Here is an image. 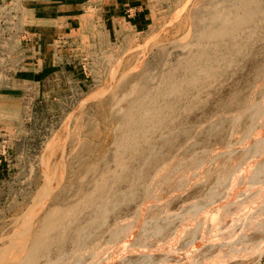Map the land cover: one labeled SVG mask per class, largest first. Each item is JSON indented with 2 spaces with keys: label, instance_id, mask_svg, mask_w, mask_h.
Segmentation results:
<instances>
[{
  "label": "rangeland",
  "instance_id": "1",
  "mask_svg": "<svg viewBox=\"0 0 264 264\" xmlns=\"http://www.w3.org/2000/svg\"><path fill=\"white\" fill-rule=\"evenodd\" d=\"M263 136L264 0H0V264H264Z\"/></svg>",
  "mask_w": 264,
  "mask_h": 264
},
{
  "label": "bare ground",
  "instance_id": "2",
  "mask_svg": "<svg viewBox=\"0 0 264 264\" xmlns=\"http://www.w3.org/2000/svg\"><path fill=\"white\" fill-rule=\"evenodd\" d=\"M207 30H208V29H207ZM226 31H227V30H226ZM200 32H201V31H200ZM221 32H222V31H221ZM221 32H219V33H221ZM213 33H214V32H213ZM230 33H231V32H230ZM204 34H205V33H204ZM208 34H209V33H208ZM215 34H216V33H215ZM217 34H218V33H217ZM217 34H216V35H217ZM223 34H225V31H224ZM219 35H220V34H219ZM207 36H208V35H207ZM212 36H213V35H212ZM228 36H229V35H228ZM200 37H201V36H200ZM203 37H204V36H203ZM216 37H217V36H216ZM201 38H202V37H201ZM205 40H206V39H205ZM197 41H198V40H197ZM233 41H234V40H233ZM209 44H210V43H209ZM207 46H208V45H207ZM199 74H200V73H199ZM241 76H242V75H241ZM194 80H195V79H194ZM242 81H243V80H242ZM200 82H201V81H200ZM191 83H192V81H191ZM245 84H246V83H245ZM246 88H247V86H246ZM179 93H180V92H179ZM205 94H206V93H205ZM222 94H223V93H222ZM238 94H239V93H238ZM230 99H231V98H230ZM205 105H206V104H205ZM214 119H215V118H214ZM259 132H260V131H259ZM254 134H255V133H254ZM260 134H261V133H260ZM261 135H262V134H261ZM252 136H253V134H252ZM255 136H256V134H255ZM261 137H262V136H261ZM263 137H264V136H263ZM248 138H249V137H248ZM253 138H254V137H253ZM249 139H250V138H249ZM251 140H252V139H251ZM256 140H257V139H256ZM132 141H133V140H132ZM242 141H243V140H242ZM237 142H238V141H237ZM258 142H259V141H258ZM239 143H240V142H239ZM241 143H242V142H241ZM235 144H236V143H235ZM250 144H251V143H249V145H250ZM236 147H237V146H236ZM239 147H240V146H239ZM216 150H217V149H216ZM252 150H253V149H252ZM252 150H251V151H252ZM204 151H205V150H204ZM228 151H229V150H228ZM226 152H227V150H226ZM235 152H236V151H235ZM263 153H264V152H263ZM122 154H123V153H122ZM259 154H260V153H259ZM150 155H151V154H150ZM230 156H231V155H230ZM252 156H253V155H252ZM115 157H116V156H115ZM217 157H219V156H217ZM242 159H243V158H242ZM250 159H251V158H250ZM254 159H256V158H254ZM212 160H213V159H212ZM262 160L264 161V159H262ZM154 162H155V161H154ZM210 162H211V160H210ZM186 163H187V162H186ZM205 163H206V162H205ZM116 164H117V163H116ZM116 164H115V165H116ZM239 164H240V163H239ZM260 164H261V163H260ZM225 165H226V164H225ZM253 165H254V164H253ZM256 165H257V164H256ZM262 165H263V164H262ZM247 167H248V166H247ZM259 167H260V166H259ZM261 167H262V166H261ZM248 168H249V167H248ZM256 169H257V168H256ZM123 171H124V170H123ZM248 171H249V170H248ZM262 171H263V170H262ZM241 172H242V171H241ZM191 173H192V172H191ZM191 173H190V174H191ZM170 174H171V173H170ZM193 174H194V173H193ZM223 174H224V173H223ZM231 174H232V173H231ZM235 174H236V173H235ZM238 174H239V173H238ZM188 175H189V174H188ZM251 175H252V174H251ZM116 176H117V175H116ZM171 176H172V175H171ZM247 176H248V175H247ZM248 177H249V176H248ZM99 178H100V177H99ZM198 178H199V177H198ZM186 179H187V178H186ZM243 179H244V178H243ZM234 180H235V179H234ZM241 180H242V179H241ZM221 181H222V180H221ZM231 182H233V181H231ZM262 182H263V181H262ZM191 183H192V182H191ZM245 183H246V182H245ZM234 184H235V183H234ZM216 185H217V184H216ZM247 185H248V184H247ZM111 186H112V185H111ZM191 186H192V185H191ZM227 186H228V185H227ZM248 186H249V185H248ZM209 187H210V186H209ZM218 187H219V186H218ZM228 187H229V186H228ZM244 187H246V186H244ZM254 187H255V186H254ZM214 188H216V187H214ZM237 188H238V187H237ZM240 188H241V187H240ZM260 188H261V187H260ZM185 189H186V188H185ZM227 189H229V188H227ZM159 190H160V189H159ZM183 190H184V189H183ZM229 190H231V189H229ZM235 190H236V188H235ZM235 190H234V191H235ZM99 191H100V190H99ZM232 191H233V190H232ZM239 191H240V189H239ZM261 191H262V190H261ZM176 192H177V191H176ZM180 192H182V191H180ZM180 192H179V193H180ZM230 192H231V191H230ZM240 192H241V191H240ZM222 193H223V192H222ZM257 193H258V192H257ZM93 195H94V194H93ZM203 195H204V194H203ZM212 195H213V194H212ZM229 195H230V194H229ZM229 195H228V196H229ZM231 195H232V193H231ZM232 196H233V195H232ZM45 197H46V196H45ZM85 197H86V196H85ZM170 197H171V196H170ZM170 197H169V198H170ZM172 197H173V195H172ZM210 197H211V195H210ZM250 197H251V196H250ZM89 198H91V197H89ZM169 198H168V199H169ZM215 198H217V197H215ZM226 198H227V197H226ZM254 198H255V197H254ZM45 199H46V198H45ZM47 199H48V198H47ZM218 199H219V198H218ZM228 199H229V198H228ZM166 200H167V199H166ZM196 200H197V199H196ZM231 200H232V199H231ZM231 200H230V201H231ZM242 200H243V199H242ZM242 200H241V201H242ZM246 200H247V199H246ZM44 201H45V200H44ZM147 201H148V200H147ZM197 201H198V200H197ZM244 201H245V200H244ZM157 202H158V201H157ZM108 203H109V201H108ZM225 203H226V202H225ZM94 204H95V203H94ZM158 204H159V203H158ZM216 204H217V203H216ZM216 204H215V205H216ZM237 204H238V203H237ZM246 204H247V203H246ZM156 205H157V203H156ZM217 205H218V204H217ZM233 205H234V204H233ZM91 206H92V205H91ZM91 206H90V207H91ZM146 206H147V205H146ZM160 206H161V205H160ZM236 206H237V205H236ZM253 206H254V205H253ZM255 206H258V205L256 204ZM39 207H40V206H39ZM39 207H36V208L38 209ZM41 207H42V206H41ZM80 207H81V206H80ZM212 207H213V206H212ZM243 207H244V206H243ZM243 207H242V208H243ZM72 208H73V207H72ZM164 208H165V207H164ZM254 208H255V207H254ZM41 209H42V208H41ZM41 209H40V210H41ZM145 209H146V208H145ZM145 209H144V210H145ZM255 209H256V208H255ZM149 210H150V209H149ZM206 210H207V209H206ZM232 210H233V209H232ZM249 210H250V209H249ZM78 211H79V210H78ZM174 211H175V210H174ZM240 211H241V210H240ZM250 211H251V210H250ZM146 212H147V211H146ZM162 212H163V210H162ZM244 212H245V211H244ZM52 213H53V212H52ZM144 213H145V212H144ZM235 213H236V212H235ZM257 213H258V212H257ZM55 214H56V213H55ZM55 214H54V215H55ZM202 214H203V212H202ZM217 214H218V213H217ZM157 215H158V214H157ZM169 215H170V214H169ZM183 215H184V214H183ZM185 215H186V214H185ZM241 215H244V213L241 214ZM197 216H198V215H197ZM55 217H56V216H55ZM101 217H102V216H101ZM182 217H183V216H182ZM241 217H242V216H241ZM52 218H53V217H52ZM52 218H51V219H52ZM59 218H60V217H59ZM152 218H153V217H152ZM158 218H159V217H158ZM202 218H203V217H202ZM226 218H227V217H226ZM174 219H175V218H174ZM28 220H29V219H28ZM56 220H57V219H56ZM189 220H191V219H189ZM225 220H226V219H225ZM173 221H174V220H173ZM212 221H213V219H212ZM214 221H216V220H214ZM53 222H55V221H52L51 224H53ZM58 222H59V221H58ZM73 222H74V221H73ZM133 222H134V221H133ZM225 222H226V221H225ZM234 222H235V221H234ZM234 222H233V223H234ZM142 223H143V222H142ZM26 224H27V223H26ZM59 224H60V223H59ZM66 224H67V223H66ZM136 224H137V221H136ZM147 224H148V223H147ZM167 224H168V223H167ZM169 224H170V223H169ZM176 224H177V223H176ZM212 224H213V223H212ZM20 225H21V224H20ZM53 225H54V224H53ZM184 225H185V224H184ZM204 225H205V224H204ZM27 226H28V225H26V227H27ZM127 226H128V225H127ZM130 226H131V225H130ZM200 226H201V223H200ZM169 227H170V226H169ZM207 227H208V226H207ZM22 228H23V227H22ZM137 228H138V227H137ZM170 228H171V227H170ZM177 228H178V227H177ZM195 228H196V227H195ZM195 228H194V229H195ZM133 229H134V228H133ZM172 229H173V228H172ZM22 230H24V228H23ZM26 230L28 231V228H27ZM26 230H25V231H26ZM52 230H53V229H52ZM128 230H129V229H128ZM163 230H164V229H163ZM168 230H169V229H168ZM177 230H178V229H177ZM134 231H135V230H134ZM40 232H41V231H40ZM61 232H62V231H61ZM146 232H147V231H146ZM172 232H173V231H172ZM176 232H177V231H176ZM180 232H181V230H180ZM183 232H184V231H183ZM28 233H29V232H28ZM28 233H27V234H28ZM41 233H42V232H41ZM167 233H168V232H167ZM134 234H135V233H134ZM134 234H133V235H134ZM149 234H150V233H149ZM153 234H154V233H153ZM159 235H160V234H158V236H159ZM162 235H163V234H162ZM194 235H195V234H194ZM198 235H199V234H198ZM43 236H44V235H43ZM45 236H46V235H45ZM134 236H135V235H134ZM166 236H167V235H166ZM190 236H191V235H190ZM24 237H25V236H24ZM27 237H28V236H27ZM48 238H49V237H48ZM122 238H123V237H122ZM173 238H174V237H173ZM28 239H29V237H28ZM187 239H188V238H187ZM16 240H17V239H16ZM39 240H41V239H39ZM49 240H50V239H49ZM173 240H174V239H173ZM176 240H177V239H176ZM194 240H195V239H194ZM23 241H24V239H23ZM120 241H121V240H120ZM183 241H184V240H183ZM13 242H14V241H13ZM24 242H26V240H25ZM34 242H35V241H34ZM37 242H38V241H37ZM160 242H162V240H161ZM177 242H178V241H177ZM185 242H186V241H185ZM16 243H17V242H16ZM49 243H50V242H49ZM150 243H151V242H150ZM170 243H171V242H170ZM178 243H179V242H178ZM12 244H14V243H12ZM141 244H142V243H141ZM176 244H177V243H176ZM25 245H26V244H25ZM36 245H37V244H36ZM174 245H175V243H174ZM21 246H22V245H21ZM21 246H20V247H21ZM34 246H35V245H34ZM156 246H157V245H156ZM183 246H184V245H183ZM14 247H15V246H14ZM31 247H32V246H31ZM38 247H39V246H38ZM50 247H51V246H50ZM114 247H115V246H114ZM138 247H139V246H138ZM161 247H162V246H161ZM168 247H169V246H168ZM175 247H176V246H175ZM178 247H179V246H178ZM34 248H35V247H34ZM139 248H140V247H139ZM144 248L146 249V247H144ZM159 248H160V247H159ZM165 248H166V247H165ZM170 248H171V247H170ZM170 248H169V249H170ZM8 249H9V248H8ZM40 249H41V248H40ZM46 249H47V248H46ZM109 249H110V248H109ZM112 249H113V248H112ZM140 249H141V248H140ZM20 250H21V249H20ZM29 250H30V249H29ZM47 250H48V249H47ZM116 250H117V249H116ZM161 250H162V249H161ZM166 250H167V249H166ZM30 251H31V250H30ZM121 251H122V250H121ZM168 251H169V250H168ZM35 252H36V251H35ZM112 252H113V251H112ZM20 253H21V251H20ZM117 253H118V252H117ZM170 253H171V252H170ZM175 253H176V252H175ZM112 254H113V253H112ZM147 254H148V253H147ZM155 254H156V253H155ZM158 254H159V253H158ZM173 254H174V253H173ZM22 255H23V254H22ZM113 255H114V254H113ZM127 255H128V254H127ZM163 255H164V254H163ZM174 255H175V254H174ZM5 256H7V255H4V257H5ZM9 256H11V253H9ZM9 256H7V257H9ZM172 256H173V255H172ZM4 257H2V259H3ZM17 257H18V256H17ZM113 257H114V256H113ZM113 257H112V259H113ZM121 257H123V256H121ZM19 258H20V257H19ZM32 258H33V257H32ZM107 258H109V257H107ZM114 258H115V257H114ZM132 258H133V257H132ZM155 258H156V257H155ZM8 259H9V258H8ZM13 259H15V257H13ZM46 259H47V258H46ZM78 259H79V258H78ZM112 259H110V260H112ZM116 259H117V258H116ZM118 259H119V258H118ZM146 259H147V258H146ZM9 260H10V259H9ZM9 260H8V261H9ZM11 260H12V259H11ZM32 260H33V259H32ZM62 260H63V259H62ZM142 260H144V259H142ZM148 260H149V258H148L146 261H148ZM8 261H7V262H8ZM25 261H26V260H25ZM146 261H145V262H146ZM2 262L4 263L5 261L2 260ZM89 262H90V261H89ZM96 262H97V261H96ZM103 262H104V261H103ZM169 262H170V261H169ZM14 263H16L15 260H14ZM53 263H55V262H53ZM104 263H105V262H104ZM109 263H110V262H109ZM51 264H52V263H51ZM55 264H56V263H55Z\"/></svg>",
  "mask_w": 264,
  "mask_h": 264
},
{
  "label": "crops",
  "instance_id": "3",
  "mask_svg": "<svg viewBox=\"0 0 264 264\" xmlns=\"http://www.w3.org/2000/svg\"><path fill=\"white\" fill-rule=\"evenodd\" d=\"M45 1H53V0H45Z\"/></svg>",
  "mask_w": 264,
  "mask_h": 264
}]
</instances>
